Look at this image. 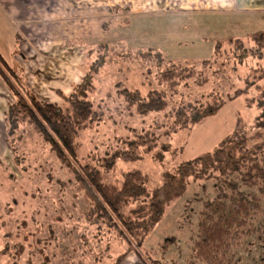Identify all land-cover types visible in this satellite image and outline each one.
I'll list each match as a JSON object with an SVG mask.
<instances>
[{
    "label": "rangeland",
    "instance_id": "rangeland-1",
    "mask_svg": "<svg viewBox=\"0 0 264 264\" xmlns=\"http://www.w3.org/2000/svg\"><path fill=\"white\" fill-rule=\"evenodd\" d=\"M75 1L77 11L85 8L82 0ZM93 3L98 7L96 17L73 16V87L90 72L94 76V89L87 98L104 112L101 122L81 135L83 153H92L97 161L120 155L115 159L117 177L120 172L133 169L148 175L149 190L157 192L166 208L159 224L145 238L140 253L166 264H188L194 261L189 256L198 213L203 202L212 196L213 182L197 176L181 178L178 167L183 161L212 150L234 129L237 115L246 129L236 143L244 149L256 143L261 145L264 120L259 121L242 97L226 103L189 134L174 133L179 129H166L167 122L159 114H139L135 101L122 95L123 87L139 88L144 93L156 84L151 79L154 65L147 76L150 67L132 54L151 50L166 61L198 67L215 55L218 44L223 46L229 40L264 33V0H94ZM108 7L110 13L106 12ZM19 29L11 21L6 20L5 26L0 22L2 54L12 55L14 50H20V39L16 36ZM100 45L112 46L115 52L114 48L108 52L104 67L93 74L91 66L99 61L100 55L92 51ZM233 45L235 50L242 49ZM218 54L225 57L224 50ZM1 69L10 74L5 67ZM201 69L206 70L204 66ZM231 76L237 80L238 74ZM65 83L53 82L55 91L42 92L38 98L66 107L59 92L64 91L62 94L67 96L72 89ZM188 92L196 94V85L178 94L184 96ZM250 94L251 99L256 96L254 90ZM239 120L237 125L243 129ZM252 121V127L247 129ZM173 135L175 143L170 144V150L177 146L178 151L180 143L183 144L179 153L176 151L175 157L169 158L170 150L164 151L162 145H168ZM237 147L233 144V148ZM14 150L13 161L15 155L21 158L18 167L9 160H0V264H113L124 252L125 244L114 233L85 222L84 199L70 182V174L61 168L48 148L29 132L16 140ZM237 255L242 264H264V244L258 240L245 244ZM123 264L133 263L128 260Z\"/></svg>",
    "mask_w": 264,
    "mask_h": 264
},
{
    "label": "trees",
    "instance_id": "trees-1",
    "mask_svg": "<svg viewBox=\"0 0 264 264\" xmlns=\"http://www.w3.org/2000/svg\"><path fill=\"white\" fill-rule=\"evenodd\" d=\"M226 43L223 46L218 44L215 55L202 61L198 67L166 61L158 52L151 50L134 51L132 55L144 62L145 67H150L147 76L153 72L151 68L154 65L151 79L156 84L154 89L148 86L149 90H143L144 93L139 88L123 87L122 95L128 101H135L139 114H159L167 122L166 129H179L174 133L187 131L189 134L193 127L215 115L226 103L242 97L246 107L252 108L259 121L264 120V33ZM233 44L242 49L235 50ZM113 48L109 45L93 48L92 53L100 55L99 61L91 66L93 74L104 67L105 56ZM220 50L225 51V57L219 56ZM240 50L241 54H237ZM1 66L10 74H6ZM203 66L207 73H201L206 71H202ZM235 72L237 80L231 76ZM0 79L13 98L4 114L7 142L13 154L16 140L24 138L29 132L48 148L61 168L70 174V182L75 184L83 197L82 216L85 222L114 233L117 240L125 244L124 252L113 264H121L132 252L138 255L141 264H166L151 260L139 250L147 235L161 221L166 208L157 192L149 190L148 175L133 169L122 171L117 177L115 159L120 155L114 154L110 159L97 161L92 153H83L81 135L91 130L92 125L97 126L104 115L101 106L87 98L94 89V76L90 72L85 73L72 92L63 96L66 107L36 98L1 56ZM195 85L197 98L191 92L184 96L178 94ZM251 90L256 94L253 99ZM238 119L243 129L237 125ZM241 120L237 115L234 129L212 150L190 161H183L178 167L181 178L197 176L213 182L212 196L202 204L195 239H192L189 258L195 262L242 264L237 255L241 247L251 245L255 240L264 244V142L246 149L237 144V138L246 129ZM253 122L248 124L247 129L252 127ZM175 136L168 145H162L164 151L170 150ZM250 137L253 138L252 135ZM182 144L178 146V151L177 146L173 147L168 157H175ZM233 144L238 147L233 148ZM14 160L18 167L21 158L15 155Z\"/></svg>",
    "mask_w": 264,
    "mask_h": 264
},
{
    "label": "crops",
    "instance_id": "crops-1",
    "mask_svg": "<svg viewBox=\"0 0 264 264\" xmlns=\"http://www.w3.org/2000/svg\"><path fill=\"white\" fill-rule=\"evenodd\" d=\"M93 1L82 0L85 8L77 11L79 6L75 0H0L1 25L5 26L6 20L12 25H19L16 36L21 44L20 50H14L12 55L2 54L0 45V56L36 98L42 92L55 91L52 83L57 81L66 82V87L73 90V16L96 17L95 8L98 7ZM113 9L118 10L117 7ZM106 12H111L110 7L106 8ZM62 93L59 92L61 100L65 96ZM12 99L0 79V160L11 163L14 154L8 146L4 114ZM128 260L141 264L138 255L133 252L121 264Z\"/></svg>",
    "mask_w": 264,
    "mask_h": 264
}]
</instances>
